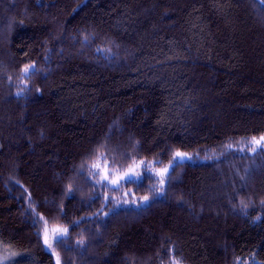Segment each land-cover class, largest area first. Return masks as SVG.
Listing matches in <instances>:
<instances>
[{
    "label": "trees",
    "instance_id": "obj_1",
    "mask_svg": "<svg viewBox=\"0 0 264 264\" xmlns=\"http://www.w3.org/2000/svg\"><path fill=\"white\" fill-rule=\"evenodd\" d=\"M261 136L264 0H0L13 264H264Z\"/></svg>",
    "mask_w": 264,
    "mask_h": 264
},
{
    "label": "snow or ice",
    "instance_id": "obj_2",
    "mask_svg": "<svg viewBox=\"0 0 264 264\" xmlns=\"http://www.w3.org/2000/svg\"><path fill=\"white\" fill-rule=\"evenodd\" d=\"M31 70V66H26L23 71L25 73V75H27V73ZM262 142H264V136H261L259 139H256L255 137L253 138L252 140V144L254 145L252 147V151L255 152L257 150V146H264V144H262ZM176 157H180L181 159L184 158V154L183 153H180V152H177L175 154V156L173 157V160L176 159ZM171 164V162H170ZM93 167L95 168H99L100 167V164L97 162L93 165ZM169 171V168L168 167H165L163 169H160L157 171V175L160 176V188L157 189V191H162L163 189V185L165 183V175L166 173H168ZM135 175L138 176V174L134 173ZM127 176L128 179H131V176H128V174H125ZM125 176H120V177H117L116 179H113L111 181L112 184H117L119 182V180L121 179H124ZM103 179H108V175L106 174ZM145 200L148 199V197H144ZM53 233L55 234V241L56 243H62V239H61V236L66 234L67 233V229H53L52 230ZM44 243L45 245L48 247V248H52L53 245H52V241L49 239V229L47 227V222H45V228H44ZM78 243H83V241H79ZM6 251V250H5ZM53 254L56 255L57 259H56V264H61V261H60V258H59V255L57 253H55L54 249H53ZM17 255L16 253H11V254H4L3 256H0V264H13L12 262V257ZM173 264H179L178 261H173Z\"/></svg>",
    "mask_w": 264,
    "mask_h": 264
},
{
    "label": "rangeland",
    "instance_id": "obj_3",
    "mask_svg": "<svg viewBox=\"0 0 264 264\" xmlns=\"http://www.w3.org/2000/svg\"><path fill=\"white\" fill-rule=\"evenodd\" d=\"M185 158V157H184ZM117 177H115V179H116ZM6 250V251H5ZM6 252H7V254H11V253H13L12 251H11V249L9 248V247H5L1 242H0V256H3L4 254H6ZM13 258V257H12Z\"/></svg>",
    "mask_w": 264,
    "mask_h": 264
}]
</instances>
